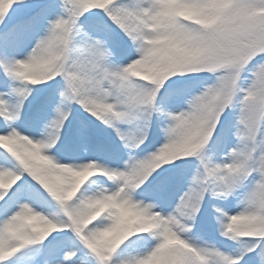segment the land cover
Returning a JSON list of instances; mask_svg holds the SVG:
<instances>
[{"label": "snow or ice", "instance_id": "1", "mask_svg": "<svg viewBox=\"0 0 264 264\" xmlns=\"http://www.w3.org/2000/svg\"><path fill=\"white\" fill-rule=\"evenodd\" d=\"M56 8L62 11L50 19ZM142 14L140 0H111L109 5L101 7L90 6L86 0H60L59 3L0 0V69L8 79L21 82L20 86L9 85L8 79L0 78V87L9 89L0 91V137L9 140L8 145L0 146L4 150L0 152V176L7 178V183L0 186V264H264V231L239 237L246 239L241 240L238 246L229 245L231 253L211 245L201 246L184 236L191 231L189 221L196 220L209 192L226 198L233 195L242 184L248 191L244 195V207L238 213L264 224V98L252 102L253 122H249L243 114L248 111V98L255 86L264 82V34L231 32L206 53L207 66L211 68L227 63L237 67L246 65L244 78L239 87H233L230 105L222 106L211 116L214 125L211 139L200 150L186 152L183 145L172 140L174 129L171 124L182 123L189 113L183 109L164 110L165 105L178 102L183 93L182 81L169 80L158 96L153 91L151 95L156 96L155 101H152L151 96L148 98L152 111L145 116L142 130L135 133L121 129L122 113L113 106L111 100L107 102V107L112 111L106 113L99 107H93L95 101L81 87L84 79H90L101 89L109 87L110 83H118L122 76L118 66L123 65L124 60L136 56L132 46L138 35L130 20ZM45 25L44 34L38 35ZM112 25L131 41V46ZM37 36L31 51L24 58H16V53ZM54 38L61 40L70 55L67 65L58 73L53 71L43 83L28 84L23 80L22 67L40 59L38 54L49 48ZM199 73L202 72L191 71L188 76L193 78L192 74ZM213 75L215 80H220L221 87L229 81L235 85V76H229L226 72ZM38 85H46L54 91L43 96L44 89L37 88ZM34 90L36 95H33ZM56 90H59L60 99L55 107L54 118L45 125L42 138H35L37 133L24 134L22 127L38 128L39 115L55 101ZM216 90L210 89L207 95ZM205 98L200 96L188 100L186 108L189 105L192 110L199 108ZM73 103L82 105L102 124L114 129L124 146L133 152L137 149L140 152L148 151L152 146L146 143L152 117L154 114L166 115L170 125L167 146L143 156L130 153L122 167L118 163V153L96 156L83 164L62 163L48 153L49 150L59 152L64 147L61 133L66 122L71 123L69 117L72 115ZM33 104L35 107L30 115L29 105ZM237 105L235 136L238 144L231 150L241 146L238 137L246 128L248 151L244 157L245 165L234 178L220 183L219 178L230 171L228 166L233 165L237 155L230 150L223 162L215 163L206 151L212 148L220 151L227 146L232 127L226 113ZM77 132L86 142H94L93 130L87 123L82 122ZM17 136L26 138L36 147V154L32 157L34 163H30L17 150ZM158 153L167 155V162L157 165L156 160L160 158ZM190 157H198L199 167L175 209L166 212L161 204L154 203L155 207L147 204L146 201L157 200V194L174 179L183 178L195 163L194 160L185 159ZM69 158L76 157H64ZM101 160L108 162L101 163ZM177 161L181 163L177 164ZM91 162L102 169V174L92 176L78 190H74L75 185L65 188L63 177L57 175L51 180L38 177L42 170L40 166L79 167ZM112 164L117 166L113 167ZM110 182L109 187H104ZM93 186L100 190L93 192ZM89 192L93 194L88 195ZM109 197L115 198L118 203L127 202L158 211L169 225L186 219V226L176 232L186 245L184 254L173 256L169 253L168 249L174 241L168 238L167 231L159 228L137 231L122 238L125 229L116 209H108L98 218L89 217L88 206ZM189 208L190 215L187 213ZM215 211L220 213L217 217L220 234L236 239L226 229L230 227L231 218L238 213L229 214L220 207H216ZM29 212L42 214L55 228L44 234H32L21 224L22 218ZM101 217L103 219H99Z\"/></svg>", "mask_w": 264, "mask_h": 264}, {"label": "clouds", "instance_id": "2", "mask_svg": "<svg viewBox=\"0 0 264 264\" xmlns=\"http://www.w3.org/2000/svg\"><path fill=\"white\" fill-rule=\"evenodd\" d=\"M93 7L107 6L111 0H86ZM143 8L141 17L130 20L135 27L138 39L133 41L136 58L126 65H119L122 76L115 85L98 88L90 79L81 81V87L85 94L89 95L95 103L93 107H99L106 113L112 109L107 107V102L112 101L115 108L122 113L120 123L129 125L130 132L142 130L145 116L152 111V105L148 102L153 91L158 96L169 80L176 76L188 75L191 71L226 72L229 76H235V85L231 81L220 86V80H214L194 97L205 96V100L199 108L188 112L182 123L173 122L174 129L172 140L178 145H183L184 151L194 152L206 145L214 132L211 116L222 106L228 107L231 103L233 87H239L244 78L246 65L237 67L227 63L221 67L211 68L207 66L206 53L215 45H218L228 33L242 32L246 34H264V0H140ZM110 51V50H109ZM40 59L22 67L23 80L28 84L43 83L50 78V74L60 72L67 65L69 53L61 40L55 39L51 46L38 54ZM109 88L112 90L109 91ZM210 89H217L211 95H207ZM191 98V99H192ZM257 98H264V82L257 83L251 97L248 98V111L243 114L249 122L254 121L252 102ZM190 99V100H191ZM227 101V103H226ZM188 103V102H187ZM243 111V110H242ZM166 142L161 147H166L168 142V129ZM241 146L231 151L237 155L233 165L228 166L230 171L219 178L220 183L225 179L234 178L245 165V155L248 151L247 129L242 130L238 137ZM9 144V140L0 137V146ZM16 148L24 154L25 159L34 163L32 157L36 154V147L26 138L16 137ZM157 165L167 162V155L158 153ZM38 173L41 179L51 180L54 175L63 177L64 187L78 190L83 183L92 176L102 174V169L95 163L75 167L73 165H59L55 168L40 166ZM155 170V169H153ZM7 183V178L0 176V186ZM153 205L154 203L147 202ZM108 209H116L122 226L125 229L122 238L134 234L137 231H151L159 228L167 231L168 238L174 244L168 249L173 256L183 255L186 245L176 234L177 229L186 226L187 220H180L175 225H169L161 213L133 205L127 202L118 203L115 198L109 197L97 200L88 206L89 217L102 215ZM190 215L191 209L187 210ZM21 224L32 234H44L55 228L46 217L40 213L29 212L21 220ZM230 227L226 232L234 237L253 235L255 232L264 231V224L247 215H234L229 221Z\"/></svg>", "mask_w": 264, "mask_h": 264}, {"label": "trees", "instance_id": "3", "mask_svg": "<svg viewBox=\"0 0 264 264\" xmlns=\"http://www.w3.org/2000/svg\"><path fill=\"white\" fill-rule=\"evenodd\" d=\"M44 2L45 3H53V2L59 3L60 0H44ZM58 9H60V8H58ZM55 15H57V8L55 9L54 15L51 16L50 19H54ZM109 23H111V21H109ZM112 27L116 30L117 33H119V35L122 37V39L124 41H127L128 45L131 46V41L128 40V38L126 36H124V34L122 32H120V30L118 28H116L115 25H112ZM42 30H44V32L46 31V25L44 28L41 29V31ZM132 47L134 48V46H132ZM192 76H193V78H189L188 75L173 77V79H177V80H180L183 82V84L181 86L183 88V93L180 96L179 103H177V110L186 108L188 100H190L196 94L200 93L207 84H210L215 80V76L210 72H202L199 74H192ZM0 78L8 79L7 77H5V74H4L2 69H0ZM8 83H9V85L15 84L16 86H20V84H21L20 81H12L10 79H8ZM49 83H51V82H49ZM45 86L46 85H38L36 87L40 88V89H44V91L42 92V95L48 96L50 93H52L54 91V89L49 88L47 86L45 87ZM175 87L176 86H173V88H175ZM0 90L1 91H8L9 89L0 87ZM170 90H172V89H170ZM47 91H49V93H47ZM161 91H163V89ZM33 95H36L35 90L33 91ZM29 99L31 100V97ZM55 105L56 104L53 102L52 104H50L47 107L46 111H44L42 114L39 115V124L41 126L46 124L47 118L49 117L50 113L52 114V111H53ZM238 110L239 109H238V105H237L235 107L229 108L227 113H226L229 117V121H230V124L232 127V133H231L229 140L232 141L233 143H237V144H238V140H237V137L235 136V127H236V123H237ZM71 112H72V115L69 117V121H71V123L66 122L65 128H64L65 130H68L69 126L71 124H74L76 114H78V113L88 114L89 116L94 118L96 128L98 130H100L99 131L100 134H98V132H96L98 134L99 141L100 142L105 141V143H107L112 148H117V146H118L117 142H112L113 141L112 138L108 135L109 134L108 126L102 124L101 121H99L89 111L85 110L82 105H79L77 103L71 104ZM154 115L157 116L158 114H154ZM123 125L126 128L130 127L129 125H127L125 123H123ZM156 145H152L148 149L147 152H140V150H138L136 154H138L140 156L147 155L151 152H155L159 147L162 146V145H160V146H156ZM2 151H4V150L2 148H0V152H2ZM206 154L215 163H217V160L220 157H222L221 153L219 151H217L215 148L207 150ZM185 159L194 160L195 163L189 167V170L183 176L182 179H180V178L176 179V183H177V188L178 187L186 188L188 190V188L191 185L192 176L195 175L196 171L198 170L199 159H198V157H190V158H185ZM176 163L179 164L181 162L177 161ZM165 167L170 168L172 166L166 165ZM94 187L98 188L96 186H94ZM247 191H248L247 187H245V185L242 184L241 187L239 189H237V191L233 195L226 197V198L214 196L211 192H209L205 197L204 204L201 208L200 214L197 215L196 220L199 223L205 224L211 233H209L207 235L202 233L199 230V228L191 225L192 221H189V224L191 225V231L188 233H185V235L187 237H191V238L200 237L201 239L205 240L207 243L204 246H210L211 245V246H215L216 248H217V246H216L217 243H216L215 239H219V241L223 244V247L225 248L226 253H231L232 249L229 247V245H237L238 246L239 242L241 240L246 239V238L237 237L236 239H231V238L222 236L220 234V223H219V220L217 219V217L220 216V213H217L215 211V208L220 207V208L224 209L225 211H227L229 214L238 213L244 207L243 200H244V195L246 194ZM173 196L176 197V189L174 191ZM99 219H103V217H101ZM145 235H147V234H145ZM153 242H155L154 238H153ZM202 242H204V241H202ZM89 258L92 259L91 257H89Z\"/></svg>", "mask_w": 264, "mask_h": 264}, {"label": "rangeland", "instance_id": "4", "mask_svg": "<svg viewBox=\"0 0 264 264\" xmlns=\"http://www.w3.org/2000/svg\"><path fill=\"white\" fill-rule=\"evenodd\" d=\"M35 40L36 38L34 37L33 40L30 42V43H26L17 53H16V58H24L30 51H31V48L34 46V43H35ZM131 59L127 60V62L123 63V65H126L128 62H130L132 59H135V57H130ZM171 95V94H170ZM180 99V98H179ZM177 103H179V100L178 102H176L175 104H167L164 106V109H165V112L167 111H175L177 110ZM159 117L158 118V128H157V131H156V139H155V142L156 143L157 141L159 143H165L166 142V133L164 131V129L167 128L168 124H169V121L167 119V116L166 115H161L159 114ZM121 127V129H123V125L122 123L119 125ZM162 127V128H161ZM21 130L24 132V134H30V132L32 133H37L36 134V137L37 139H40L42 138V135H43V131L40 130V128H36V127H33L31 129H25L24 127L21 128ZM125 130V129H123ZM126 131V130H125ZM111 135L113 136V138L115 139H119V136L116 134L115 130L113 129V132L111 133ZM77 146H79L82 150H86V153L83 157H80L79 159H76V158H69V159H64V157H74L70 154H66V153H62V152H56L54 150H49V153L48 154H51L53 156H55L58 160H60V162L62 163H68V164H74V165H77V164H83V163H87V162H90L92 158L95 157V155L90 151V147H91V143L89 142H86L84 140H78L77 141ZM237 145V143H233L232 141L229 140L228 144L226 147H224L222 150H220L219 152L221 153V158L219 159V163L223 162L226 157L228 156L231 148L235 147ZM100 150L103 151L104 153V156H110V155H113V151H110L109 149L105 148V147H100ZM91 152V153H90ZM117 153L119 154L120 156V160H119V166L122 167L123 166V163L124 161H126L129 157V154H130V149L126 148L124 146V143L123 141L120 140V146L118 147L117 149ZM101 163H107L108 161L107 160H101L100 161ZM111 166L113 167H116L117 165L116 164H112ZM249 183V182H248ZM110 185H104V187H109ZM248 189V188H247ZM100 189L98 188H95L93 186V192L95 191H99ZM93 192H89L87 193L88 195H91L93 194ZM184 193H181L180 194V198L181 196L183 195ZM158 195V198L160 196V194H157ZM146 202H152V203H156L155 200H149V201H146ZM168 203H170V205H168ZM158 204V203H157ZM162 205V204H161ZM176 205L172 202H166L165 204H163V208L166 212H170V211H173L175 209Z\"/></svg>", "mask_w": 264, "mask_h": 264}]
</instances>
